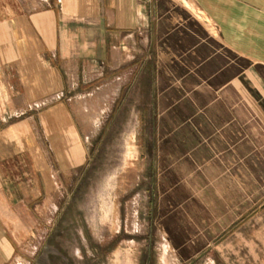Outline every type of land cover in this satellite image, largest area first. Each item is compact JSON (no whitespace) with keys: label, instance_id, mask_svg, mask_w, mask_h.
<instances>
[{"label":"crops","instance_id":"crops-1","mask_svg":"<svg viewBox=\"0 0 264 264\" xmlns=\"http://www.w3.org/2000/svg\"><path fill=\"white\" fill-rule=\"evenodd\" d=\"M123 85L148 132L133 172L148 193L155 175V257L139 201L107 241L80 191ZM42 235L47 264H264V0H0V264H45Z\"/></svg>","mask_w":264,"mask_h":264},{"label":"rangeland","instance_id":"rangeland-1","mask_svg":"<svg viewBox=\"0 0 264 264\" xmlns=\"http://www.w3.org/2000/svg\"><path fill=\"white\" fill-rule=\"evenodd\" d=\"M136 82L138 89H142L143 79L136 78ZM125 91L126 86L123 85L119 95H115L113 99H110V108L108 106L102 112L98 118V124L94 129L93 127L88 129L92 134L89 137L93 140L86 142L89 161L80 191L86 198L87 223L95 230H104L106 232L104 238L107 241H110L113 237L111 235L114 234V229H111L116 218L114 208L119 210L121 220L124 222L128 212L126 203L132 202V200L139 201V206H137L140 221L139 229L140 231L144 230L145 234L142 233L141 236L137 237V247L141 251L143 247L148 248L151 245V249L147 250L145 248V250L148 253L151 250V257H155V249L161 246L160 231L156 222L158 218V196L156 187L153 185L155 175H150L152 190L148 193L146 190L148 188H145L146 181H143L144 175L133 172L134 167L142 165L143 151L148 148L145 141V135L148 132L146 127L143 126L142 111L127 109ZM139 98L141 99L140 94L136 96V100ZM117 100L118 104L116 103ZM93 113H95V110H93ZM151 143V147H154L155 143ZM148 176L145 175V177ZM120 233H126L123 223ZM149 234L151 237L148 236ZM41 238H43V235L39 239L36 238L41 242L39 263L45 262L47 264L45 260H42L46 256V252L42 249L44 238ZM120 244L121 241H119ZM117 245L118 243L114 242L110 246L113 248ZM121 248L127 247L122 245ZM142 251H144V248ZM120 256L122 258L124 254L121 253ZM96 260L98 262L103 261L105 264H109L110 261L106 255ZM189 262H191V259Z\"/></svg>","mask_w":264,"mask_h":264}]
</instances>
